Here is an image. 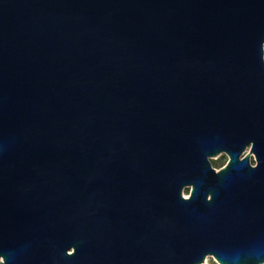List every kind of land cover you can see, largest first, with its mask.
Instances as JSON below:
<instances>
[{
    "label": "water",
    "instance_id": "95a60500",
    "mask_svg": "<svg viewBox=\"0 0 264 264\" xmlns=\"http://www.w3.org/2000/svg\"><path fill=\"white\" fill-rule=\"evenodd\" d=\"M209 256L264 264V0H0V264Z\"/></svg>",
    "mask_w": 264,
    "mask_h": 264
},
{
    "label": "rangeland",
    "instance_id": "374dc122",
    "mask_svg": "<svg viewBox=\"0 0 264 264\" xmlns=\"http://www.w3.org/2000/svg\"><path fill=\"white\" fill-rule=\"evenodd\" d=\"M229 161V157L225 154H221L217 157L210 158V162L216 170H220L221 168L225 167ZM252 164L255 165L254 158L251 160ZM189 189L185 191V195L189 196ZM208 260L207 264H219L214 257H207L206 261ZM206 261L204 264H206Z\"/></svg>",
    "mask_w": 264,
    "mask_h": 264
},
{
    "label": "flooded vegetation",
    "instance_id": "af4514ba",
    "mask_svg": "<svg viewBox=\"0 0 264 264\" xmlns=\"http://www.w3.org/2000/svg\"><path fill=\"white\" fill-rule=\"evenodd\" d=\"M242 159H244V157H242ZM73 252H70V254H72Z\"/></svg>",
    "mask_w": 264,
    "mask_h": 264
},
{
    "label": "bare ground",
    "instance_id": "6f19581e",
    "mask_svg": "<svg viewBox=\"0 0 264 264\" xmlns=\"http://www.w3.org/2000/svg\"><path fill=\"white\" fill-rule=\"evenodd\" d=\"M186 196V195H185ZM187 197V196H186ZM208 260L206 261V264H207Z\"/></svg>",
    "mask_w": 264,
    "mask_h": 264
}]
</instances>
